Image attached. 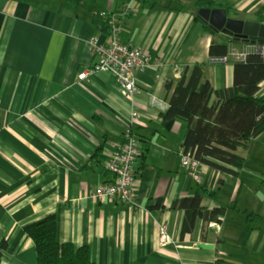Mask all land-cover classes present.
I'll list each match as a JSON object with an SVG mask.
<instances>
[{
	"label": "crops",
	"instance_id": "crops-1",
	"mask_svg": "<svg viewBox=\"0 0 264 264\" xmlns=\"http://www.w3.org/2000/svg\"><path fill=\"white\" fill-rule=\"evenodd\" d=\"M181 1L166 8L98 0L104 13L126 12L120 41L150 58L129 100L108 73L77 79L95 61L90 40L109 39L85 9L71 0H0V264H36L27 230L49 215L57 240L87 246L91 264H264V131L236 149L243 162L229 166L233 173L201 165L196 180L179 164L185 121L162 117L172 91L166 83L173 86L187 66L200 64L216 91L232 88L234 61L209 63V46L224 38L240 49L245 41L204 31L195 0ZM212 1L235 19L264 14V0ZM255 96L264 98V80ZM216 100L212 94L209 103ZM132 113L139 114L130 126L141 151L133 200L92 199L94 188L113 179L102 163L118 150ZM199 190V206L223 214L218 222L198 217L182 231L184 213L171 205Z\"/></svg>",
	"mask_w": 264,
	"mask_h": 264
},
{
	"label": "trees",
	"instance_id": "trees-1",
	"mask_svg": "<svg viewBox=\"0 0 264 264\" xmlns=\"http://www.w3.org/2000/svg\"><path fill=\"white\" fill-rule=\"evenodd\" d=\"M87 11L93 25L110 36L114 25L118 26L120 17L126 14L104 13L98 0H71ZM142 3L151 2V6L166 3V8L174 4L182 7L181 0H140ZM194 18L200 8H223L227 15L233 12L228 7L212 0H195ZM234 13V12H233ZM234 18V17H232ZM264 22V14L257 18ZM204 31L216 35L207 25H202ZM218 33V32H217ZM125 43V42H124ZM227 42L212 41L209 56L225 55ZM264 80V60L255 53H249L244 61L233 63V85L230 89L216 91L207 80H202V66L193 64L183 69L180 79L173 85L166 83V88H172L168 98V108L162 114L164 119H180L187 125V133L182 144L184 152H191L200 165L213 169L231 172L229 166L240 167L242 157L235 153L237 148H244L250 139L264 131V98L256 97L259 83ZM215 94L217 100L209 103ZM199 190L192 197L176 200L172 209L184 213L183 230L189 231L196 218L204 223L218 222L223 214L222 208L211 210L202 209ZM210 196L213 193L207 192ZM159 203V202H157ZM253 216L252 213L247 217ZM28 236L34 243L36 264H91L87 246L75 247L70 242H59L56 237V219L49 215L27 230ZM5 247L4 240L0 241L1 250Z\"/></svg>",
	"mask_w": 264,
	"mask_h": 264
},
{
	"label": "built area",
	"instance_id": "built-area-1",
	"mask_svg": "<svg viewBox=\"0 0 264 264\" xmlns=\"http://www.w3.org/2000/svg\"><path fill=\"white\" fill-rule=\"evenodd\" d=\"M94 63L78 74L77 79L83 80L96 72H105L118 84L121 95L131 100L138 92L137 73L145 70L149 64V55L140 47L131 43L121 42L119 28L114 25L107 42H99L97 39L90 40ZM249 53H255L264 60V41L250 42L245 39L240 49H235L231 44L225 55L209 56L211 64H225L229 58L233 61H244ZM139 118L138 113H132L129 123L122 127V142L118 150L107 157L103 163V169L112 173L113 179L107 184H101L93 189L90 198L99 200L118 199L124 203L133 200V189L137 178L134 165L141 151L139 140L131 129V123ZM180 167L192 178L200 179L201 165L194 159L191 152L183 150L179 156ZM158 240L166 242L169 236L166 234L164 225L160 224Z\"/></svg>",
	"mask_w": 264,
	"mask_h": 264
},
{
	"label": "water",
	"instance_id": "water-1",
	"mask_svg": "<svg viewBox=\"0 0 264 264\" xmlns=\"http://www.w3.org/2000/svg\"><path fill=\"white\" fill-rule=\"evenodd\" d=\"M196 18L215 32L238 36L252 43L264 41V22L229 17L223 8H200ZM199 247L211 249V246L206 244H200Z\"/></svg>",
	"mask_w": 264,
	"mask_h": 264
},
{
	"label": "rangeland",
	"instance_id": "rangeland-1",
	"mask_svg": "<svg viewBox=\"0 0 264 264\" xmlns=\"http://www.w3.org/2000/svg\"><path fill=\"white\" fill-rule=\"evenodd\" d=\"M233 38H235L236 41H240L241 39H244V38H241V37H238V36H234V35H231Z\"/></svg>",
	"mask_w": 264,
	"mask_h": 264
},
{
	"label": "flooded vegetation",
	"instance_id": "flooded-vegetation-1",
	"mask_svg": "<svg viewBox=\"0 0 264 264\" xmlns=\"http://www.w3.org/2000/svg\"><path fill=\"white\" fill-rule=\"evenodd\" d=\"M140 156V155H139Z\"/></svg>",
	"mask_w": 264,
	"mask_h": 264
}]
</instances>
